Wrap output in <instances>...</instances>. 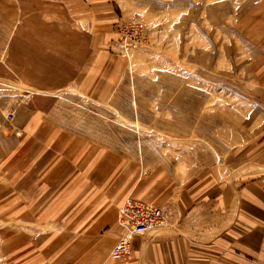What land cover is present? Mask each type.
<instances>
[{
	"label": "crops",
	"instance_id": "1",
	"mask_svg": "<svg viewBox=\"0 0 264 264\" xmlns=\"http://www.w3.org/2000/svg\"><path fill=\"white\" fill-rule=\"evenodd\" d=\"M21 11L19 0H0V77L28 93L0 97L15 112L0 120V264H264V126L195 175L165 180L159 168L150 183L114 181L98 171L109 148L97 154L96 135L66 130L55 110L68 89L96 102L98 58L119 56L109 45L99 55L96 35L74 31L71 63L60 35H44L38 57ZM131 194L163 209L168 224L133 236L130 256L116 261L117 212Z\"/></svg>",
	"mask_w": 264,
	"mask_h": 264
},
{
	"label": "rangeland",
	"instance_id": "2",
	"mask_svg": "<svg viewBox=\"0 0 264 264\" xmlns=\"http://www.w3.org/2000/svg\"><path fill=\"white\" fill-rule=\"evenodd\" d=\"M19 1L18 25L28 26L23 38L38 57L43 37L60 35L71 63L74 31L96 35L99 55L109 45L119 56L98 58L96 102L68 89L55 110L66 130L96 135L97 154L109 148L98 171L114 181L150 183L159 168L165 180L195 175L264 126V0ZM2 78L0 97L28 95L15 77ZM8 111L0 108V120L15 118Z\"/></svg>",
	"mask_w": 264,
	"mask_h": 264
},
{
	"label": "built area",
	"instance_id": "3",
	"mask_svg": "<svg viewBox=\"0 0 264 264\" xmlns=\"http://www.w3.org/2000/svg\"><path fill=\"white\" fill-rule=\"evenodd\" d=\"M138 31L139 28H136L133 36L126 35V38L137 39ZM117 222L123 228L124 233L114 245L110 257L116 261H123L130 256L131 237L164 227L168 222V215L158 206L135 198H127L118 209Z\"/></svg>",
	"mask_w": 264,
	"mask_h": 264
},
{
	"label": "bare ground",
	"instance_id": "4",
	"mask_svg": "<svg viewBox=\"0 0 264 264\" xmlns=\"http://www.w3.org/2000/svg\"><path fill=\"white\" fill-rule=\"evenodd\" d=\"M137 28H138V27H137ZM123 34H124V33H123ZM121 36H122V35H121ZM121 36H120V37H121ZM122 39H123V38H122ZM130 39H131V38H130ZM134 39H135V38H134ZM137 39H138V38H137ZM133 41H134V40H133ZM124 44H125V42H124ZM129 44H130V43H129ZM131 44H132V43H131ZM8 116L12 117V115H11L10 112H9V114L6 115V117H8ZM11 119H12V118H11ZM12 120H13V119H12ZM167 224H168V222H167ZM167 224H166L164 227H166ZM164 227H160V228H164ZM160 228L152 229V230H150V231H148V232H152V231H155V230L160 229ZM148 232H147V233H148ZM121 236H122V235H121ZM133 236H138V235H133ZM133 236H132V237H133ZM132 237H131V238H132ZM129 254H131V247H130V253H129Z\"/></svg>",
	"mask_w": 264,
	"mask_h": 264
}]
</instances>
